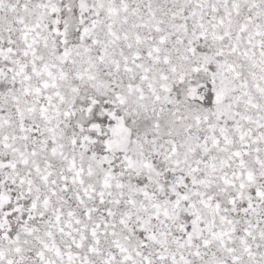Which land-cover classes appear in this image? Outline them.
<instances>
[{
    "label": "snow or ice",
    "instance_id": "1",
    "mask_svg": "<svg viewBox=\"0 0 264 264\" xmlns=\"http://www.w3.org/2000/svg\"><path fill=\"white\" fill-rule=\"evenodd\" d=\"M0 264H264V0H0Z\"/></svg>",
    "mask_w": 264,
    "mask_h": 264
}]
</instances>
